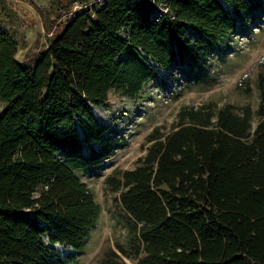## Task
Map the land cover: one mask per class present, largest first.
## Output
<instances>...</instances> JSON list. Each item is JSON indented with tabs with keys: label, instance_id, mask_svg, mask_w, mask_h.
Here are the masks:
<instances>
[{
	"label": "trees",
	"instance_id": "obj_1",
	"mask_svg": "<svg viewBox=\"0 0 264 264\" xmlns=\"http://www.w3.org/2000/svg\"><path fill=\"white\" fill-rule=\"evenodd\" d=\"M75 1L63 22L43 16L48 45L31 65L0 31V264L84 252L101 207L78 172L118 144L92 107L111 90L136 99L160 69L199 65L264 0ZM255 82L256 109L183 106L134 168L105 177L121 230L100 264H264V72Z\"/></svg>",
	"mask_w": 264,
	"mask_h": 264
},
{
	"label": "rangeland",
	"instance_id": "obj_2",
	"mask_svg": "<svg viewBox=\"0 0 264 264\" xmlns=\"http://www.w3.org/2000/svg\"><path fill=\"white\" fill-rule=\"evenodd\" d=\"M62 4L65 6L57 10ZM78 10L80 4L75 0H0V31L8 32L15 40L16 60L31 65L48 45L50 34L43 27V16L48 17L50 25L56 16L61 15L63 22ZM260 72H264V1L259 11L238 21L230 37L199 65L160 69L136 99L123 98L111 90L104 107H92L96 120L107 127L105 135L118 144L102 162L78 172L80 179L94 192L101 213L90 230L85 251L75 254L71 264H100L101 250L113 244V239L119 235L121 229L114 228L111 217L112 212L119 211L117 195L107 190L104 179L115 169L135 167L137 158L145 153L146 136L152 129L162 127L168 131L181 107L200 106L208 101L218 106L250 105L256 109L255 81ZM3 107L0 102V111ZM94 148H99L97 143ZM83 152L87 156L89 150L85 148ZM53 247L60 257L73 253L70 247ZM123 260L134 264L129 259Z\"/></svg>",
	"mask_w": 264,
	"mask_h": 264
}]
</instances>
